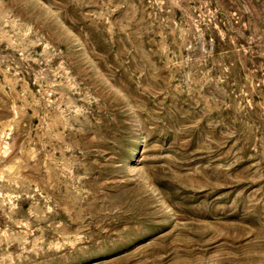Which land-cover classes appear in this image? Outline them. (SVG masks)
<instances>
[{"label": "rangeland", "instance_id": "obj_1", "mask_svg": "<svg viewBox=\"0 0 264 264\" xmlns=\"http://www.w3.org/2000/svg\"><path fill=\"white\" fill-rule=\"evenodd\" d=\"M0 264H264V0H0Z\"/></svg>", "mask_w": 264, "mask_h": 264}]
</instances>
